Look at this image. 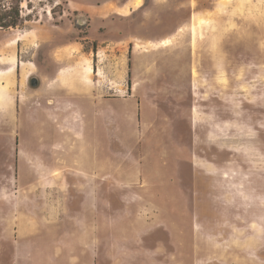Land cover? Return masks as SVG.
I'll return each instance as SVG.
<instances>
[{
    "label": "rangeland",
    "instance_id": "374dc122",
    "mask_svg": "<svg viewBox=\"0 0 264 264\" xmlns=\"http://www.w3.org/2000/svg\"><path fill=\"white\" fill-rule=\"evenodd\" d=\"M109 1L0 0V187L31 142L65 229L0 264H264V0Z\"/></svg>",
    "mask_w": 264,
    "mask_h": 264
},
{
    "label": "crops",
    "instance_id": "0c3cea01",
    "mask_svg": "<svg viewBox=\"0 0 264 264\" xmlns=\"http://www.w3.org/2000/svg\"><path fill=\"white\" fill-rule=\"evenodd\" d=\"M109 2L111 8L107 6L108 3H102L97 6L103 18L115 17L117 19H125L134 12L142 10L144 7L142 0L139 7H135V0H111ZM91 8L87 5L83 9H85V12H88ZM90 17L93 24L94 18H92L93 16L91 14ZM4 99H8V96H5ZM28 146L30 147L31 164L28 166L23 160H19L17 163V171L14 173L15 179L20 184L15 190V192H20V202L8 201L7 188L0 187V258H4L7 252H10L15 259H22L24 253L32 257L33 255L29 251L35 252L33 249L37 250L39 248L36 245L34 246L37 239L44 235L54 236L56 227H62L59 224L60 221L57 224L44 223L40 225L38 218V162L35 161V155L37 156V154H35L31 142ZM86 177L91 178L92 176ZM68 225L71 226V224ZM61 230H65L64 227ZM16 264L19 263L17 262Z\"/></svg>",
    "mask_w": 264,
    "mask_h": 264
},
{
    "label": "bare ground",
    "instance_id": "6f19581e",
    "mask_svg": "<svg viewBox=\"0 0 264 264\" xmlns=\"http://www.w3.org/2000/svg\"><path fill=\"white\" fill-rule=\"evenodd\" d=\"M140 4H141V0H135V2H134V5H135V7H139L140 6ZM23 35H20V36H18L16 39H14L13 41H11L10 42V44H6V46H9V45H11V44H14V43H16L17 41H19V40H21V37H22ZM0 63L1 64H5V65H8V70H6V71H4V72H1V73H4V74H8V73H11V72H13L14 70H15V67L17 66L18 67V62H16V60L14 59V58H0ZM85 67H86V69H85V71H87V73H91L94 69H92V66H91V63H90V61H87L86 63H85ZM84 67V68H85ZM94 72V71H93ZM87 73H84V74H82V75H80V81H82L84 84H88V79H87ZM96 74H98V73H96ZM67 75V74H66ZM68 77V76H67ZM70 78V77H69ZM77 80V79H76ZM75 80V81H76ZM74 81V82H75ZM78 82V81H77ZM76 82V83H77ZM79 83V82H78ZM82 84V83H81ZM83 84V85H84ZM3 90L5 91V88H4V86H2V98H3V95H4V92H3Z\"/></svg>",
    "mask_w": 264,
    "mask_h": 264
},
{
    "label": "trees",
    "instance_id": "16d2710c",
    "mask_svg": "<svg viewBox=\"0 0 264 264\" xmlns=\"http://www.w3.org/2000/svg\"><path fill=\"white\" fill-rule=\"evenodd\" d=\"M19 6L11 8V12L0 16V28L1 29H10L16 28L19 24Z\"/></svg>",
    "mask_w": 264,
    "mask_h": 264
},
{
    "label": "water",
    "instance_id": "95a60500",
    "mask_svg": "<svg viewBox=\"0 0 264 264\" xmlns=\"http://www.w3.org/2000/svg\"><path fill=\"white\" fill-rule=\"evenodd\" d=\"M29 83L32 87H36L38 85V81L34 77L30 78Z\"/></svg>",
    "mask_w": 264,
    "mask_h": 264
}]
</instances>
